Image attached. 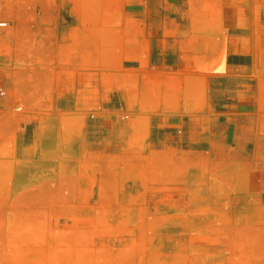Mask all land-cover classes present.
<instances>
[{
    "label": "rangeland",
    "instance_id": "obj_1",
    "mask_svg": "<svg viewBox=\"0 0 264 264\" xmlns=\"http://www.w3.org/2000/svg\"><path fill=\"white\" fill-rule=\"evenodd\" d=\"M3 1L0 12L16 18L19 0ZM119 4L88 0L84 18L89 54L101 45L106 70L119 63L122 18L107 10ZM189 5L200 47L224 41L231 25L254 26L261 9L256 0ZM31 70L40 97L29 103L41 112L19 115V133L20 123L36 121L39 152L19 150L17 165L14 143L0 147V264H264V155L236 162V148L187 145L183 133L167 146L148 144L151 111L161 103L181 116L203 111L204 82L187 77L161 91L155 82L127 74L113 82L105 74L104 93L136 91L130 110L115 114L130 125L115 150L87 136L96 111H55L53 84L38 75L48 66Z\"/></svg>",
    "mask_w": 264,
    "mask_h": 264
},
{
    "label": "crops",
    "instance_id": "obj_2",
    "mask_svg": "<svg viewBox=\"0 0 264 264\" xmlns=\"http://www.w3.org/2000/svg\"><path fill=\"white\" fill-rule=\"evenodd\" d=\"M118 1L120 9L114 5L107 9L119 12L118 27L124 35L114 70L104 68L101 45L96 44L89 54L88 26L84 24L88 0H19L16 18L0 12V18L9 20L8 27L0 29V147L14 143L16 164L19 150L39 152L38 123H20L19 133V115L41 112L29 103L40 97L29 76L31 67L42 65L48 70L38 75L53 84L55 111H96L95 119L86 125L87 136L92 135L96 145L116 150L124 144L127 138L122 131L130 125L121 124L115 114L129 111L136 94L117 88L104 93L105 74L113 82L123 74L150 81L151 86L155 82L153 86L161 91L169 82L193 77L206 86V109L181 116L167 112L161 103L149 114L148 144L167 146L183 133L187 145L206 144L213 151L236 148V162L247 160L251 153L264 155L259 152L264 145V0H256L261 9L254 26L252 22L250 26L231 25L224 41L205 47L193 38L190 0ZM30 2L35 7L31 11L26 9ZM4 5L0 0V7ZM30 13L36 15L33 21Z\"/></svg>",
    "mask_w": 264,
    "mask_h": 264
},
{
    "label": "built area",
    "instance_id": "obj_3",
    "mask_svg": "<svg viewBox=\"0 0 264 264\" xmlns=\"http://www.w3.org/2000/svg\"><path fill=\"white\" fill-rule=\"evenodd\" d=\"M6 21L5 23H0V27H5Z\"/></svg>",
    "mask_w": 264,
    "mask_h": 264
},
{
    "label": "bare ground",
    "instance_id": "obj_4",
    "mask_svg": "<svg viewBox=\"0 0 264 264\" xmlns=\"http://www.w3.org/2000/svg\"><path fill=\"white\" fill-rule=\"evenodd\" d=\"M0 23H5V21H0ZM7 26V22H6V24H5V27Z\"/></svg>",
    "mask_w": 264,
    "mask_h": 264
}]
</instances>
